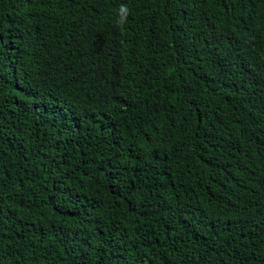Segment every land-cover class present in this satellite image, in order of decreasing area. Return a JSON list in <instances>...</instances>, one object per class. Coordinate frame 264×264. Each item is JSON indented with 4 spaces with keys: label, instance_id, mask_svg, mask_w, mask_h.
Returning a JSON list of instances; mask_svg holds the SVG:
<instances>
[{
    "label": "trees",
    "instance_id": "obj_1",
    "mask_svg": "<svg viewBox=\"0 0 264 264\" xmlns=\"http://www.w3.org/2000/svg\"><path fill=\"white\" fill-rule=\"evenodd\" d=\"M0 264H264V0H0Z\"/></svg>",
    "mask_w": 264,
    "mask_h": 264
},
{
    "label": "clouds",
    "instance_id": "obj_2",
    "mask_svg": "<svg viewBox=\"0 0 264 264\" xmlns=\"http://www.w3.org/2000/svg\"><path fill=\"white\" fill-rule=\"evenodd\" d=\"M131 14V10L128 8L127 5H120L118 10V20L117 23L121 26L127 23L128 17Z\"/></svg>",
    "mask_w": 264,
    "mask_h": 264
}]
</instances>
